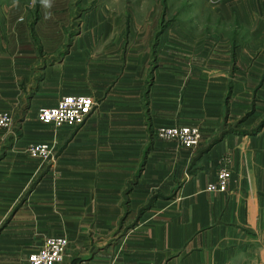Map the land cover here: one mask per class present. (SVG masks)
<instances>
[{
	"label": "crops",
	"instance_id": "crops-1",
	"mask_svg": "<svg viewBox=\"0 0 264 264\" xmlns=\"http://www.w3.org/2000/svg\"><path fill=\"white\" fill-rule=\"evenodd\" d=\"M88 3H0V264L57 236L59 264H264V0H200L186 28ZM62 96L94 102L81 126L36 120ZM171 126L197 146L154 135Z\"/></svg>",
	"mask_w": 264,
	"mask_h": 264
},
{
	"label": "built area",
	"instance_id": "built-area-1",
	"mask_svg": "<svg viewBox=\"0 0 264 264\" xmlns=\"http://www.w3.org/2000/svg\"><path fill=\"white\" fill-rule=\"evenodd\" d=\"M94 102L87 96H62L54 106L39 108L36 120L53 128L60 126L79 127L91 113ZM12 125V116L0 112V130H8ZM157 139L171 140L185 149H193L199 142V131L196 127L171 126L155 129ZM24 154L40 163L50 161V148L46 144H30L24 149ZM229 179V169L226 163L215 174L214 181L206 186L209 192H224ZM67 247L64 237H46L42 244L26 257L24 264H59L62 261Z\"/></svg>",
	"mask_w": 264,
	"mask_h": 264
},
{
	"label": "rangeland",
	"instance_id": "rangeland-1",
	"mask_svg": "<svg viewBox=\"0 0 264 264\" xmlns=\"http://www.w3.org/2000/svg\"><path fill=\"white\" fill-rule=\"evenodd\" d=\"M26 1L27 0H0V3H25ZM34 1L35 0H32V2ZM74 2H76V0H74ZM199 3L200 0H89L88 4L82 5V13L87 14L93 10L98 13L101 12L99 13L101 15L106 13L112 16L111 14H114L118 19L115 23L117 28H122V24L128 21V15L131 14L132 19H135V21L132 20V22L136 26V24L139 23V14L145 12L151 14L155 8H159L160 12L162 10L164 11L166 16L165 19L171 18V16L176 13V19L179 18V23L186 28L189 14L193 15L198 13L200 7ZM74 6L76 7V4ZM71 13L72 11L69 12L70 15ZM78 13L80 12H77V15H79ZM165 23L167 22L165 21ZM132 28H134V26H132ZM158 28L161 27L158 25ZM237 125L239 126L240 123ZM259 129L260 127L256 128V130Z\"/></svg>",
	"mask_w": 264,
	"mask_h": 264
}]
</instances>
